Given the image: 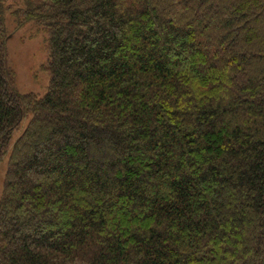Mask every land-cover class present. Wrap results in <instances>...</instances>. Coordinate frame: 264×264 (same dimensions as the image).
<instances>
[{
  "label": "trees",
  "instance_id": "trees-1",
  "mask_svg": "<svg viewBox=\"0 0 264 264\" xmlns=\"http://www.w3.org/2000/svg\"><path fill=\"white\" fill-rule=\"evenodd\" d=\"M20 1L0 264H264V0ZM10 11L48 34L42 97Z\"/></svg>",
  "mask_w": 264,
  "mask_h": 264
},
{
  "label": "rangeland",
  "instance_id": "rangeland-1",
  "mask_svg": "<svg viewBox=\"0 0 264 264\" xmlns=\"http://www.w3.org/2000/svg\"><path fill=\"white\" fill-rule=\"evenodd\" d=\"M20 5V0H8ZM16 5V6H17ZM6 25L9 32L7 41L9 64L15 73V85L20 93H33L42 97L50 84V73L47 68L49 58L48 34L35 23L29 22L17 27L11 11L6 14ZM25 119L14 132L11 147L28 124ZM9 153L0 162V194L2 193L8 169Z\"/></svg>",
  "mask_w": 264,
  "mask_h": 264
}]
</instances>
